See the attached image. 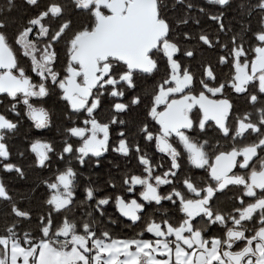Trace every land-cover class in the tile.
<instances>
[{
    "label": "flooded vegetation",
    "instance_id": "af4514ba",
    "mask_svg": "<svg viewBox=\"0 0 264 264\" xmlns=\"http://www.w3.org/2000/svg\"><path fill=\"white\" fill-rule=\"evenodd\" d=\"M110 1L0 0L14 60L0 69V187L2 171L43 170L61 220L30 247L87 264H264V0H203L218 24L233 5L232 48L183 60L157 10L167 34L140 69L89 43ZM82 192L102 237L64 221ZM160 242L169 260L146 254Z\"/></svg>",
    "mask_w": 264,
    "mask_h": 264
},
{
    "label": "trees",
    "instance_id": "16d2710c",
    "mask_svg": "<svg viewBox=\"0 0 264 264\" xmlns=\"http://www.w3.org/2000/svg\"><path fill=\"white\" fill-rule=\"evenodd\" d=\"M245 3L261 0H242ZM158 15L168 23L170 33L168 39L175 42L182 60L186 50L208 52L215 50L228 51L232 48L233 36L237 23L233 5L224 12L221 23L210 17L203 0H156ZM205 35L209 42L202 39ZM206 41V42H205ZM210 43L207 47L204 44ZM45 176L43 170L35 168L2 171L4 184L0 196V241L16 242L29 248L43 238V228L49 224L54 230L61 222L54 212L48 210L46 202L47 188L41 181ZM8 182V183H7ZM49 212L52 215H49ZM74 222L79 229L90 227L99 236L105 225L104 218L89 208L84 193H81L79 215L64 219ZM58 225V226H57ZM102 237V235H101ZM0 247L3 243L0 242Z\"/></svg>",
    "mask_w": 264,
    "mask_h": 264
},
{
    "label": "water",
    "instance_id": "95a60500",
    "mask_svg": "<svg viewBox=\"0 0 264 264\" xmlns=\"http://www.w3.org/2000/svg\"><path fill=\"white\" fill-rule=\"evenodd\" d=\"M97 3L100 4L101 1ZM107 6L112 15L106 18L97 17V25L89 36V43L95 48L97 54L106 53L127 61L133 69H140L143 67L142 62L146 60V53L167 34L166 25L157 20L156 0H129L124 16L119 15L124 10V0H111ZM127 44H133V55L126 53L128 49L125 45ZM170 49L172 50L171 46L165 48L166 51ZM134 61L138 63L131 64ZM13 62L11 53L0 37V69L11 67ZM8 76L9 74H5L0 78L1 93L12 91L8 86H2L6 82L5 77ZM0 195H3L1 187Z\"/></svg>",
    "mask_w": 264,
    "mask_h": 264
},
{
    "label": "rangeland",
    "instance_id": "374dc122",
    "mask_svg": "<svg viewBox=\"0 0 264 264\" xmlns=\"http://www.w3.org/2000/svg\"><path fill=\"white\" fill-rule=\"evenodd\" d=\"M3 247H0V264H80L78 261L67 260L71 257H66L64 252H60L58 255H53L50 251H45L44 248L39 249V247L25 248L20 246L18 243L10 241L4 242ZM12 243V244H11ZM13 244L19 245L20 249H12ZM11 246V249L9 247ZM123 247V248H122ZM122 249H125L122 246ZM145 250L146 254L154 256L156 259L169 260L171 256L170 248L164 245L162 242L156 244L155 246H149ZM76 252V251H73ZM175 260L178 264H191V262L184 261L176 253ZM57 256V257H56ZM56 257V258H55ZM79 257H82L81 255ZM55 258V259H54Z\"/></svg>",
    "mask_w": 264,
    "mask_h": 264
},
{
    "label": "crops",
    "instance_id": "0c3cea01",
    "mask_svg": "<svg viewBox=\"0 0 264 264\" xmlns=\"http://www.w3.org/2000/svg\"><path fill=\"white\" fill-rule=\"evenodd\" d=\"M12 244V243H11ZM38 247H39V249H41L42 250V248H44V250L46 251H50L53 255H58L59 256V254H60V252H58L57 250H55V249H53V248H51V247H49L47 244H43V243H41V244H39L38 245ZM21 247L19 246V245H17V244H13V246H12V249H20ZM9 249H11V246L9 247ZM74 250H72V251H69L68 253H66V254H64L66 257H71V258H69V259H67V260H72V261H81L82 263H80V264H87V262L85 261V259L83 258V256L81 255V254H79L77 251L76 252H73ZM82 256V257H79V256ZM57 257V256H56ZM55 257V258H56ZM54 258V259H55ZM96 264H98V263H96ZM101 264H111V263H107V262H104V263H101Z\"/></svg>",
    "mask_w": 264,
    "mask_h": 264
},
{
    "label": "snow or ice",
    "instance_id": "6c2138e0",
    "mask_svg": "<svg viewBox=\"0 0 264 264\" xmlns=\"http://www.w3.org/2000/svg\"><path fill=\"white\" fill-rule=\"evenodd\" d=\"M40 119H42V117H40Z\"/></svg>",
    "mask_w": 264,
    "mask_h": 264
}]
</instances>
